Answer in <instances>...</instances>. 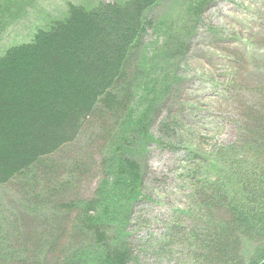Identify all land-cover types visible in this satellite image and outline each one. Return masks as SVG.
Masks as SVG:
<instances>
[{
    "label": "trees",
    "instance_id": "16d2710c",
    "mask_svg": "<svg viewBox=\"0 0 264 264\" xmlns=\"http://www.w3.org/2000/svg\"><path fill=\"white\" fill-rule=\"evenodd\" d=\"M162 1L69 4L64 17L0 57V187L15 183L31 207L12 238L0 235V264L133 259L129 224L144 201L139 157L165 86L138 55ZM212 1L200 0L199 7ZM182 32L173 33L165 56L188 51ZM143 81L155 84L148 85V105L130 120ZM238 88V139L217 149L214 178L199 181L188 222L159 237L163 256L169 246L186 252L191 264L264 260V85L242 81ZM89 132L80 149L78 140ZM93 182L94 191L81 196ZM253 244L260 253L254 260Z\"/></svg>",
    "mask_w": 264,
    "mask_h": 264
},
{
    "label": "rangeland",
    "instance_id": "374dc122",
    "mask_svg": "<svg viewBox=\"0 0 264 264\" xmlns=\"http://www.w3.org/2000/svg\"><path fill=\"white\" fill-rule=\"evenodd\" d=\"M98 1L0 0V57L14 46L30 43L50 20L64 17L69 4L90 6ZM199 2L162 1L151 12L155 26L141 42L138 63L144 62V70L150 64L165 86L143 140L147 152L139 157L145 170L144 201L129 224L136 238L128 264H191L186 252L169 246L163 247L167 254L163 256L159 237L167 227L188 222L199 181L214 178L217 149L238 139L240 83L264 85V0H213L207 8H200ZM182 28L188 51L175 58L165 56L166 44ZM149 84L155 83H139L130 120L148 105ZM90 136L89 132L78 140L80 149L87 146ZM96 186L93 182L92 189L81 188L79 194L87 197ZM17 191L15 183L0 187L3 238H12L16 224L19 227L17 220L31 208ZM166 248L177 255L167 253ZM258 249L257 244L249 246L250 258H255Z\"/></svg>",
    "mask_w": 264,
    "mask_h": 264
},
{
    "label": "water",
    "instance_id": "95a60500",
    "mask_svg": "<svg viewBox=\"0 0 264 264\" xmlns=\"http://www.w3.org/2000/svg\"><path fill=\"white\" fill-rule=\"evenodd\" d=\"M260 264H264V260Z\"/></svg>",
    "mask_w": 264,
    "mask_h": 264
}]
</instances>
